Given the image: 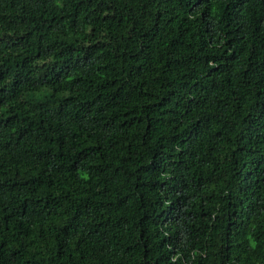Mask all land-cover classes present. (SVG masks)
Wrapping results in <instances>:
<instances>
[{"label": "trees", "instance_id": "16d2710c", "mask_svg": "<svg viewBox=\"0 0 264 264\" xmlns=\"http://www.w3.org/2000/svg\"><path fill=\"white\" fill-rule=\"evenodd\" d=\"M0 264H264V0H0Z\"/></svg>", "mask_w": 264, "mask_h": 264}]
</instances>
